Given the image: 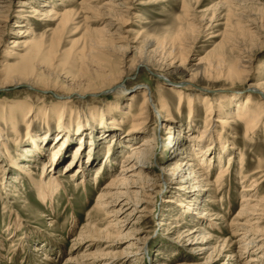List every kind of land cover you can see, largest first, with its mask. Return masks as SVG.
I'll use <instances>...</instances> for the list:
<instances>
[{"label":"rangeland","instance_id":"rangeland-1","mask_svg":"<svg viewBox=\"0 0 264 264\" xmlns=\"http://www.w3.org/2000/svg\"><path fill=\"white\" fill-rule=\"evenodd\" d=\"M23 1L29 5L19 6ZM82 1L88 0H0L3 15H9L7 21H0V63L11 57L9 51L16 40L21 46L24 40L34 38L44 37L45 41L50 42L51 31L47 29L57 28V22L32 18L27 28L30 27L34 33L28 36L18 33L20 29H27L17 24L23 20L21 16L29 14L31 6L37 9H51L50 6L56 4L53 6L58 11L72 9L79 13L76 17L77 23L63 30L58 29L55 35L56 41L60 38V41H57L58 49L64 51V54L58 52V59L62 64L61 68L65 67L69 72L68 77L49 74L46 71L41 78L49 82V86H34L26 81L0 85L1 102H15L20 106L28 101L32 102L36 109L44 106L51 108L58 103L56 96L60 94L65 95L66 99L72 97L69 105L73 106L74 113L70 119L65 117L68 120L65 119L64 125H72L73 134L72 140L68 141L64 153L61 154L63 156L57 163V169L54 170V175L61 182V188L53 204L49 200L39 198L31 179L24 172L17 169V166H9L12 162L9 154L19 157L26 146L31 147L29 128L23 124V117L21 119L20 114L11 113L20 122V137L15 138L11 125H7L0 115L1 126L7 133L5 137L10 139L8 146L6 145L7 150L4 148L0 151V264H251V258L259 259L261 254L264 257V250L257 249L262 243L257 242L247 247V242H241L245 231L249 229L248 225L251 223L248 220L251 217H237L245 205L243 195L248 194L245 188L249 187L256 177L264 174L247 176L244 179L242 173L253 172L259 161H264L263 126L253 136L245 137L246 127L243 121L227 125L226 130L220 123L214 122L217 130L226 132V139L233 143L232 147L236 153L232 166L226 171L223 185L217 186L215 181L217 172L221 168H228L229 158L226 156L223 163L217 164L215 170L207 174L204 187L201 186L200 189L190 185L189 181L198 168L197 164L204 163L200 157L198 161H190L185 165L179 175L176 172L173 174V169L178 163L187 161L189 146L185 142L191 137H197L203 129L207 104L213 105V102L223 100V97L227 98L230 94L244 99L249 93L253 94L255 104L260 96L257 91H249L248 88H251V84H264V0H103L100 12L107 13V8L116 10L115 4L123 6L124 9L127 5L132 6L130 13L125 12V17L131 21L128 28H121L117 24L111 30L114 43L118 46L127 45L133 37H138L139 42L151 38L170 51L175 42L178 45L188 42L191 44L193 34L197 36L189 50L188 60L191 63L188 64L189 70L186 73L176 71L162 76V80L159 79L158 72L154 69L161 56L150 53L148 59L151 66L140 67L132 77L122 81L120 89L106 88L109 85L107 80L90 79L86 74H79L85 71L82 67L87 66L86 60L77 54L85 44V4L81 3ZM107 1L114 5H105ZM45 3L50 5L43 7ZM191 21L198 25L196 27L204 23V29L200 27L199 31L196 28L191 32L188 30ZM79 25L81 26L78 27ZM102 25L93 22V27ZM126 29L132 32L126 33ZM179 33L183 34L184 38H179ZM128 35L130 39L120 41L121 36ZM234 43L242 45L237 48ZM19 48V57H22L26 49ZM241 48L250 51L253 57L248 68L249 75L245 74L241 82L206 78L202 81L194 80L186 85L182 83L191 79V71L195 69L197 59H216L217 56L223 55L226 62H231L240 56L238 51ZM131 50L133 51L134 47ZM131 56L133 52L130 53ZM112 59L115 64L117 59L113 56ZM11 61L19 62L20 58L12 55ZM89 64L91 68L94 65ZM92 69L97 70L96 67ZM3 73L5 74V71ZM160 82L162 88L157 89ZM122 87L125 89L123 97L118 95ZM176 87L183 88L192 99V114L190 99L180 102L178 94L173 90ZM145 89L152 91L145 128L137 135H131L134 131L132 122L124 120L113 130L112 120H120L123 117L118 106L129 102L132 113L137 115L144 101L142 92ZM160 96L167 101L170 108L169 120H165L160 113ZM230 103L226 102L227 105H224L227 107L225 112L231 109L228 106ZM107 104H111V109H105ZM253 108L255 109V106ZM2 111L4 109L0 106V114ZM75 112L81 113L84 116L82 119L91 120V115L94 118L91 125H88V121L82 124L83 130L86 131L84 141L93 143L92 149L89 144H81L82 141L74 130L77 121ZM225 112L216 113L223 116ZM50 114L51 111L47 115L50 116L48 126L42 114H37L32 122L34 136H48L46 144L42 148L39 146L42 153L35 154L32 159H23L34 169L33 176L36 179L42 175L41 160L56 148H60L63 143H57L58 138L65 135L58 129L55 115ZM105 115L108 124L102 126V118ZM226 116L230 117L228 114ZM29 127L31 128L30 125ZM105 132L106 136L102 138ZM179 133L184 135L180 140L183 144L174 151L170 143L180 137ZM152 137L156 138L153 144L154 155L148 163L150 169L146 175L156 179V184L136 196L143 200L138 207L130 204L125 208L124 212L129 209L128 213L132 215L130 222L120 227L119 233L118 228L108 227V222L113 218L108 217L106 209L98 205V195L120 171L125 154L132 150L128 143L137 144ZM14 138L16 140L13 142ZM112 138L118 141L114 139V156L107 163L104 152L110 148ZM79 145L80 148L84 147L75 161L76 165L70 169L68 163ZM91 152L94 153L91 156L95 160L84 170V178L83 173H78V170L85 162L87 164ZM242 159H245L244 163ZM2 169H5L4 172ZM262 180L263 183L257 187L259 196H264V178ZM189 202L195 203L192 205L194 209L183 213L182 204L187 205ZM137 208H145L147 211L135 212ZM260 218L263 219L259 221L256 217L252 222L258 221L259 227L264 228V215ZM12 220H17L20 228H14L15 223H11ZM210 221L214 226L209 225ZM238 228L240 229L237 230ZM208 232L212 236L210 240L205 241V236H209ZM260 260L259 264H264V258Z\"/></svg>","mask_w":264,"mask_h":264},{"label":"bare ground","instance_id":"bare-ground-1","mask_svg":"<svg viewBox=\"0 0 264 264\" xmlns=\"http://www.w3.org/2000/svg\"><path fill=\"white\" fill-rule=\"evenodd\" d=\"M103 0H88V1H82L81 3L84 5V23H85V30L83 33V36L85 38V44L77 54L81 55V58L87 62V66H83L85 71L79 73L80 75H87L88 77L103 80L109 83V85L106 88L109 89H120L121 83L126 78L129 79V77H132L137 70H140V67L144 66H151L150 61L148 59V56L150 53L153 55L161 56L158 60V63L155 64L156 69H154L156 72H158V78L162 80V76L180 71L183 73H186L188 69L189 62V50L192 47L191 44L196 41L197 36H194L188 44L184 45H178L176 42L175 45L172 46L170 51H167L166 47L163 45V47L155 42L151 38H147L139 42L138 37H133V39H130L129 35L126 37L121 36L120 41H126V39H130L129 42H127V45H121L118 46L116 43H114L113 40V34L111 30L119 24L124 28H128L127 26L130 25L131 21L129 18L125 17V12L130 13V10L132 9V6L127 5L126 9L122 8L123 6H119L118 4L114 5L111 1H107L105 5L110 6L114 5L116 10L108 9L107 13L100 12V8L103 6L102 4ZM34 3V2H33ZM126 3V2H125ZM29 3L26 1H23L19 6H28ZM49 3H45L44 6H49ZM56 5V4H53ZM50 6L51 9L48 7L47 9H37L35 7H30L29 14L21 16L23 20H20L17 24V26L20 27H28L31 24L32 18L37 20H49L52 22H57V28L48 27L47 31H51V40L50 42H47L44 40V37L40 39H31V40H24L22 43L23 46H21L20 42L15 41L13 45L11 46V50L9 51L11 54V57H8L3 63L1 61L0 63V85H7L10 82H16L20 83L22 81H26V83H29L30 85H42V86H49V82L44 81V78H41L44 76L45 72L47 71L49 74H58L61 76H69V72L66 71L65 67L61 68L62 64L60 62V59H58V52L60 54H64V51H61L58 49L60 38L56 41L55 35L58 33V29L63 30L64 28L71 26L76 22V17L78 16V12L74 11L72 9H67L63 12L58 11L55 9L54 6ZM134 5V4H133ZM23 9V8H22ZM44 10V11H42ZM18 11V10H17ZM21 11H27V10H20ZM4 11L0 9V21L3 19L5 21L8 20L9 15H3ZM4 17V18H3ZM50 17V18H48ZM31 18V19H30ZM21 19V18H20ZM105 19V21H104ZM204 21V20H203ZM93 22L103 24L99 27H93ZM199 24V23H198ZM201 24V23H200ZM79 25L78 27H80ZM190 26L191 32L194 31L196 28L199 31L200 27H203L204 29V23L200 25V27L197 24L195 25L192 21L188 24ZM77 27V28H78ZM30 28V27H29ZM20 29L18 30L20 35L28 36L32 35L34 32L29 29ZM206 28V27H205ZM126 33H131V30L126 29ZM35 35V34H34ZM183 34L179 33V38H184L182 36ZM185 35V34H184ZM119 37V36H117ZM117 39V38H116ZM128 41V40H127ZM139 42V43H138ZM133 43H138L136 45H131ZM73 47L75 45V40L72 41ZM140 45V46H139ZM238 45H242L241 43H234V46L238 48ZM26 49L25 54H23L22 57H19L20 52L18 51L20 48ZM134 50L132 51L131 49ZM133 52V56L130 57V53ZM239 52V57L237 60H232L231 62H226L225 59H223V55L217 56L216 59L213 58H204L201 57L197 59V63L194 64L195 69H193L191 72V79L185 80V85L188 83H191L194 80L202 81L203 79L213 78L215 80L225 79V80H232L241 82V79L245 76V74L249 75L248 68L250 67V63H252V53L250 51H247L244 48H241ZM191 53V52H190ZM112 54H118L112 55ZM12 55L14 57L20 58L19 62H12ZM69 55V54H68ZM113 58L116 60V63L114 64ZM151 56V54H150ZM157 56V57H158ZM156 57V58H157ZM167 62H165V60ZM160 62V63H159ZM94 64L92 68L96 67L97 70H94L90 67V64ZM247 63V65H245ZM154 68V67H153ZM59 70V71H58ZM5 71V74L3 73ZM79 75V76H80ZM37 77V78H36ZM200 78V79H199ZM32 79V80H30ZM30 81V82H29ZM234 83V82H233ZM251 88H248L249 91H257L260 93V96L256 99V103L253 102V94L249 93L246 95V98L241 99V97H236V95L230 94L226 97H223V100L215 101L213 102V105L207 104V117L204 122L203 129L200 130V134L197 137H191V139L187 143L188 147V155L186 157V162H180L178 163V166H176L175 169H173V174L178 173V175L184 170V166L187 165L190 161H198V157L203 160V165L201 162L197 164L198 168L194 171V174L190 177V185L198 186L199 189L201 186L204 187V180L207 178L208 173H212L215 170V167L217 164L220 165V163H223L225 156L229 158V165L228 168H221L217 172V179L215 181L217 186H221L224 183V179L226 176V171L229 169V167L232 166V162L234 159V155L236 154L234 151V147H232V142L229 139H226V132L221 129L217 130L214 122L220 123L222 127L226 130L227 125L230 124H237L239 121L245 122V137H250L256 134L258 129L263 126L264 128V84H251ZM162 88L161 82L158 83L157 89ZM102 90V89H101ZM125 89L122 87L121 90H119L118 94L119 96L125 95V92H123ZM176 94L179 96V101L183 102L186 99H190V110L191 114L193 113V105H192V99L190 96L183 90V88L176 87L173 89ZM144 95V101L142 105L140 106V112L137 115H134L132 113V106L129 102L125 104H118V109L122 112L123 117L118 120L114 119L111 122V125H113V130H115L119 124L123 123L122 121L128 120V122H132L133 125V132L131 135L137 133H140L145 128V123H147V119L149 116V103H150V94H152V91H149L148 89H145L143 92ZM236 94V93H235ZM262 94V95H261ZM56 98H58V103L56 105H52L51 108L49 106H44L41 108H35V105L32 102L26 101L23 103V105L15 102H6L0 101V106L4 109V111L1 112V118H4V122L6 124L11 125V132L13 135H16L18 137L20 135V128H19V119H17L12 114H20L21 119L23 117V121L25 125L29 128L28 130V136L31 141V147L29 145L26 146V148L21 152L19 157H14L11 154L8 155L12 160L11 163H9V166L14 165L17 166V169H19L21 172H24L30 179L31 183L33 185V188L36 190L39 198L45 200H49L51 204L54 203L55 196L60 192L61 188V182L58 180V177L54 175V170L57 169V163L62 157L64 153V150L66 149V146L68 145V141L70 142L72 140V125H69L66 127L64 124L66 122L65 119L68 120V118H65L66 116L71 117L73 115V106L69 105L70 99L72 97H65V95L57 94ZM161 99L159 101L160 103V113L162 114V117L165 120H169L170 116V108L168 106L167 101L160 96ZM238 98V99H235ZM133 99V98H132ZM227 103H230L228 106L231 108L229 112L227 111L224 105ZM215 105V106H214ZM227 105V104H226ZM255 106V109L253 108ZM50 109V110H49ZM105 109L109 110L111 109V104H107ZM49 111H51V116L54 114L55 120L57 121L58 129L63 131L65 133L64 137H59L57 143H60L62 141V145L60 148H56L53 150V152H50V155H45V158H41V169H42V175L41 178L36 179L33 175L35 171L29 165V163H26L23 161V159L28 160L29 158L32 159L35 154H39L42 151L40 150L39 146L42 148L44 144H46V139L48 136L44 135V137L40 136L37 137L34 136L33 130H32V122L33 119L37 114H42V117L44 121L46 122L47 126L49 125L50 116ZM218 112H222L225 114L223 116L218 115ZM3 113V114H2ZM8 113L10 115H8ZM221 113V114H222ZM76 114V112H75ZM220 114V113H219ZM229 115L230 117L226 116ZM104 115V114H103ZM7 116V117H6ZM81 113L76 114V120L75 121V132L78 135V137L81 139V144L88 145L89 143L84 141V134H86V131L83 130L84 126L82 125L84 121L90 122L91 125L94 121L93 116L91 115L90 118H83L82 119ZM106 115L104 118H102V126L107 125L108 123L105 121ZM3 121V120H2ZM107 123V124H106ZM110 124V123H109ZM31 126V128L29 127ZM215 128V129H214ZM50 129V128H49ZM5 128H2L1 122H0V151H2L4 148L7 150V138ZM180 137H176L172 140L171 138V149H178L179 147H182V142L180 141L184 137L182 133H179ZM59 136V135H58ZM57 136V137H58ZM106 132L103 133L102 138H105ZM20 137V136H19ZM109 137V135L107 136ZM116 137V136H115ZM120 137V136H119ZM13 139L14 140L16 139ZM41 138V139H40ZM101 139V138H100ZM112 138L111 145L107 148L105 153V159H107V163L111 161L112 157L114 156L113 152V142L118 139ZM178 139V140H177ZM120 141V140H119ZM156 142V138H146L142 142L137 144H132L128 147H131V151L125 154L124 159L121 161V169L116 174V177H114L102 190V193L98 195V205L102 208L106 209V214H108V217L113 218L111 222H108V227L118 228L119 231L120 227H123L127 222H130L129 218L132 215L131 213H128L129 209L124 212L125 208H127L130 204L136 205L138 207V204L142 202L143 200L140 197V193H144L147 191V189L150 186H154L156 183V179L148 177L146 175V172L150 169L148 166V163H150L153 153V144ZM182 143V144H181ZM93 144V143H91ZM91 146V149L93 146ZM8 146V145H7ZM82 146L80 148V145L77 147V150L73 156V158L68 163L69 168H74V165H76V160L79 158L80 151L83 149ZM106 147V146H105ZM9 152V151H8ZM7 152V153H8ZM94 152V151H93ZM1 155V154H0ZM94 153H90L89 159L87 160V164H83L80 166L78 173L82 174L86 168H88V165L94 162L95 158H93ZM42 156V155H41ZM24 157V158H22ZM16 159V160H13ZM200 161V160H199ZM245 162V159H242V163ZM205 164V166H204ZM183 165V166H181ZM194 165V164H193ZM105 167V165H102ZM108 167V166H107ZM246 167V166H245ZM4 168V167H2ZM264 161H259V164L251 173H244V179L247 176H255L259 173H264ZM5 169H2V172H4ZM191 173V172H190ZM192 174V173H191ZM83 177L85 178V175L83 173ZM97 178V177H96ZM264 178V174H262L259 177H256L253 180V183L249 185V187L245 188L248 194L243 195L244 199V207L243 211L239 212L237 217H251L248 222L251 224L248 225L249 229L245 231L243 238L241 239V242H247V247L255 244L257 242L262 243L258 246L257 249L264 250V239H262L264 235V228L259 227V222L255 221L252 222L253 218H258L259 221L262 215H264V196H259L258 189L262 183ZM243 181H248L244 180ZM17 181V179H15ZM192 181V182H191ZM206 185V184H205ZM248 186V185H245ZM124 189V190H122ZM192 190V189H191ZM190 191V190H189ZM124 198V199H123ZM125 199H128L127 201ZM193 201V200H192ZM254 202V203H253ZM195 203L189 202L187 205L182 204L183 213L191 212L194 208L192 205ZM147 209V207H146ZM145 208H137L134 211H141L145 212L147 211ZM124 212V213H123ZM127 215L123 217V215ZM257 215V216H256ZM259 215V216H258ZM177 219V218H176ZM11 223L14 224V228H20L17 223V220H12ZM131 224V223H130ZM209 225L214 226V223L212 221L209 222ZM240 227L239 225H237ZM236 226V227H237ZM243 226V225H242ZM10 228V227H9ZM238 228L237 230H239ZM108 233V232H107ZM209 236H205V241H208L211 239L210 232H208ZM262 236V237H261ZM204 237V236H203ZM1 243V238H0ZM136 252V251H135ZM138 254V253H137ZM253 257L249 260L251 264H259L261 263L260 259H263V255ZM48 260H52V258L47 257ZM71 261V260H69ZM240 261V260H239ZM238 262V261H237ZM235 264H243L242 262H238Z\"/></svg>","mask_w":264,"mask_h":264}]
</instances>
